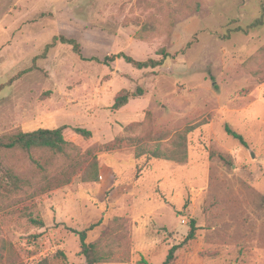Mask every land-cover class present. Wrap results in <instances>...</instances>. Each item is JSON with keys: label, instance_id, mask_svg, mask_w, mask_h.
Listing matches in <instances>:
<instances>
[{"label": "rangeland", "instance_id": "obj_1", "mask_svg": "<svg viewBox=\"0 0 264 264\" xmlns=\"http://www.w3.org/2000/svg\"><path fill=\"white\" fill-rule=\"evenodd\" d=\"M263 4L0 0V136L65 124L93 133L70 135L65 153L0 149V239L13 243L0 264H86L77 231L91 225L87 241L109 253L97 264H165L174 246L169 264H264V81L253 73L264 56L248 63L264 22L229 32ZM56 35L82 56L62 42L46 51ZM163 51L154 68L104 62ZM123 90L142 94L114 109ZM155 147L185 160L139 155Z\"/></svg>", "mask_w": 264, "mask_h": 264}, {"label": "trees", "instance_id": "obj_2", "mask_svg": "<svg viewBox=\"0 0 264 264\" xmlns=\"http://www.w3.org/2000/svg\"><path fill=\"white\" fill-rule=\"evenodd\" d=\"M264 22V4H263V11L261 16L256 18L249 26L248 28H243L242 26H237L235 28H232L229 30V32H235V31H248L249 29L256 28L258 25H262ZM57 42L66 43L69 45H72V48L75 53L82 56L81 54V46L80 43L71 38H67L65 36H54L51 43H49L46 46V51H48L51 47H53ZM163 54L162 59H147V60H137L133 58L132 56L120 52L117 54L109 55L104 58V62L109 63L111 61L116 60L117 58H123L126 62L133 64L135 67L139 69L148 68V67H156L162 63H164V60L170 56V53L168 52H161ZM264 56V48H262L257 54L253 55L249 58L248 63H255L263 58ZM23 72V71H22ZM22 72L18 73L13 79H17L19 76H21ZM253 73L255 76H258L261 81H264V66L263 68L260 66L258 69L254 70ZM140 90V89H139ZM138 94H142L141 91L138 93L131 94L127 90H123L120 93H118L115 97L113 108L114 109H120L124 105H126L129 102V99L131 96H136ZM228 132L234 136L235 138L239 139L243 144H246V140L244 139L243 135L236 132L230 127H227ZM76 135L79 138H83L86 140H89L93 133L91 130L84 128V127H74L69 124L62 125L58 128H39L34 131H22L18 130L17 132L8 134L6 136H0V149L6 148V149H13V148H20L25 151H32L34 149H41V148H48L51 150H54L59 153H65L66 148L71 145V139L70 135ZM147 147V145H144ZM151 148V147H150ZM144 153H150L154 157L157 158H165V159H175V160H185V154L180 153V151H172L169 149L162 150L160 147H155L154 149L149 148L146 151H141L139 155H143ZM175 153L183 154L182 157L179 155H175ZM17 180V179H16ZM15 181V180H14ZM1 183V182H0ZM69 183V180L62 181L58 183V187ZM117 220L122 221L124 224H126L127 220L124 217L117 218ZM40 225H43V220L37 221ZM95 225H91L90 227L83 229L81 231H77L80 236V242H81V251L80 253L85 256L86 264H97L100 262H106L108 261V255L109 253H105L103 250L100 249V240L97 242H88V231L92 230ZM196 233V225L193 223L190 233L188 234V237L186 240H190L191 238H194ZM177 246H174L165 261V264H169L175 257ZM4 251H8L10 255H12L13 252V243L9 242L7 240L0 239V261L4 257ZM37 264H50L48 259L44 258L40 260Z\"/></svg>", "mask_w": 264, "mask_h": 264}]
</instances>
